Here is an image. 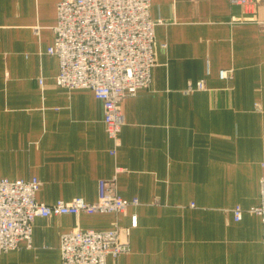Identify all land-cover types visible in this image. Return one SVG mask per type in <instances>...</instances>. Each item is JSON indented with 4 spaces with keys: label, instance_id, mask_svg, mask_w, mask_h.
<instances>
[{
    "label": "crops",
    "instance_id": "0c3cea01",
    "mask_svg": "<svg viewBox=\"0 0 264 264\" xmlns=\"http://www.w3.org/2000/svg\"><path fill=\"white\" fill-rule=\"evenodd\" d=\"M58 1L0 0V178L36 177L44 204L95 202L98 183L115 178L116 194L139 204L121 216L35 218L30 247L0 264H60L62 234L113 224L128 228L129 249L106 264H264L249 213L264 164V0L245 22L228 0H150L155 66L122 102L114 156L101 101L55 84L46 49ZM200 80L203 90L185 91Z\"/></svg>",
    "mask_w": 264,
    "mask_h": 264
},
{
    "label": "built area",
    "instance_id": "2783aa9c",
    "mask_svg": "<svg viewBox=\"0 0 264 264\" xmlns=\"http://www.w3.org/2000/svg\"><path fill=\"white\" fill-rule=\"evenodd\" d=\"M241 11L237 21H253L257 0H228ZM150 0H59L53 39L46 53L58 62L55 84L68 90L88 89L103 105V125L112 142L109 154L119 146V132L124 124L122 102L147 88L155 66L154 27L149 16ZM264 24V22H263ZM220 79H230L231 70H220ZM42 84V80H38ZM203 80L187 85V92L203 90ZM258 107V106H257ZM259 180L258 204L249 213L260 218L264 252V164ZM119 170H116V172ZM115 178L98 183L95 202L82 198L53 204L36 201L40 182L0 178V254L30 247L35 218L79 216L81 214H126L138 200L123 199L116 194ZM192 205V204H191ZM233 220L242 218L243 210H232ZM136 225V216H131ZM128 228L113 224L109 230L74 228L59 240L60 264H106L129 249Z\"/></svg>",
    "mask_w": 264,
    "mask_h": 264
}]
</instances>
